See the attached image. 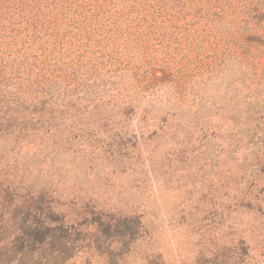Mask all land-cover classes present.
<instances>
[{
    "label": "rangeland",
    "instance_id": "rangeland-1",
    "mask_svg": "<svg viewBox=\"0 0 264 264\" xmlns=\"http://www.w3.org/2000/svg\"><path fill=\"white\" fill-rule=\"evenodd\" d=\"M71 1L58 32L36 3L27 50L0 38V195L115 216L109 251L67 264H264L263 30L256 45L198 0H136L129 19Z\"/></svg>",
    "mask_w": 264,
    "mask_h": 264
},
{
    "label": "trees",
    "instance_id": "trees-1",
    "mask_svg": "<svg viewBox=\"0 0 264 264\" xmlns=\"http://www.w3.org/2000/svg\"><path fill=\"white\" fill-rule=\"evenodd\" d=\"M39 1L0 0V38L10 37L11 34L18 37L19 33H23L22 46L29 38H39L41 30L46 28L42 21H38V15L42 14L36 7ZM98 1L101 4H98ZM129 1L131 3H127V6L130 10H127V13L122 11L123 7L115 8L114 0H94L98 7L92 10L85 9L86 3H80L78 7H81V10L78 12L82 17L87 14L90 17L102 14V18L105 12H110L109 6L113 5L114 15L125 14V19H129L135 10L136 0ZM198 1H203L201 8L204 15L216 16L219 19L230 17L231 23L237 24L236 29L242 27L249 32V39L256 42V45H262L260 38L263 34L258 30L262 29L264 32V0ZM45 2L44 7L52 4V10H55V23L51 27L55 32H58L60 27L70 26L77 16V10L72 7L71 0ZM27 6L30 10L36 8L30 16L26 15V12H29ZM177 13H181V7L177 9ZM29 18L31 19L28 20ZM134 19L136 16L130 18L131 21ZM15 42L13 41V44ZM7 43L10 41L5 43L4 39H0V46ZM31 43L25 45L26 50ZM25 59L27 56H24ZM29 70L31 71L30 66ZM27 74L29 75V71ZM21 199L19 201L12 198L6 190L0 195V205L5 208V211L0 209V264H67L80 250L82 252L86 249L92 254L108 252L114 237L125 232L120 229L114 215L100 211H85L84 216L76 221L66 219L63 212L55 209L53 198L42 190Z\"/></svg>",
    "mask_w": 264,
    "mask_h": 264
}]
</instances>
